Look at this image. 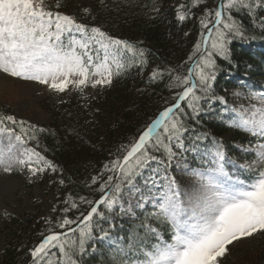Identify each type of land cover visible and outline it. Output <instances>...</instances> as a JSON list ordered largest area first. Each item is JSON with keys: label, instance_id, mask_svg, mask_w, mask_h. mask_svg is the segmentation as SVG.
<instances>
[{"label": "snow or ice", "instance_id": "1", "mask_svg": "<svg viewBox=\"0 0 264 264\" xmlns=\"http://www.w3.org/2000/svg\"><path fill=\"white\" fill-rule=\"evenodd\" d=\"M205 3L191 0L190 6L179 4L177 19L183 22L192 8ZM61 7L60 0L54 5L49 0H0V73L62 93L69 86L83 91L88 86L110 84L126 67L147 63L144 49L114 38L100 27L77 22L74 16L61 12ZM258 10H264V0H218L214 8L203 9L199 37L184 62L188 65L186 74L167 68L154 69L150 75L152 82L167 73L166 86L179 89L174 93L175 102L160 111L130 144L121 146L122 156L104 165V171L112 174L99 186L100 199L80 197L81 203L90 206L86 215L81 213L76 220L65 216L56 221L61 231L49 229L48 235L42 234V240L30 250L31 264H80L79 257L92 239L93 217L103 216L99 207L112 210L119 202L122 185H133L152 162L157 165L149 177L158 186L155 211L139 226L143 236L134 235L127 249L120 250L124 257L120 264H222L230 246L264 235V143L257 145L255 160L239 166L254 173L251 180L225 169V153L214 138L213 146L202 153L203 167L190 170L194 179L183 190L168 172L178 155L174 149L180 154L189 151L184 143L189 130L185 118L189 112L192 119L196 118L202 100L219 101L224 111L232 114L229 126L264 140V93H250L246 99L255 102L238 107L212 95L216 58L230 62L228 44L232 39L245 38L233 13L246 12L255 22ZM83 11L89 12L87 8ZM260 27L264 28V16ZM207 135L197 134L193 140L190 150L197 156L201 153L196 142L207 139ZM32 141L37 142L36 147L29 146ZM37 147L34 125L26 126L14 116L0 113V170L27 169L33 176L46 169L56 171V165ZM97 182L94 176L92 184ZM71 208L77 204L71 203ZM63 211L67 213L69 208ZM150 219L170 226V240L164 239ZM153 239L155 243L150 242Z\"/></svg>", "mask_w": 264, "mask_h": 264}, {"label": "trees", "instance_id": "2", "mask_svg": "<svg viewBox=\"0 0 264 264\" xmlns=\"http://www.w3.org/2000/svg\"><path fill=\"white\" fill-rule=\"evenodd\" d=\"M49 1L53 5L56 3L55 0ZM60 2L63 10L77 8L75 14L80 20L82 16L89 18L112 37L144 49L147 63L126 67L97 97L83 98L79 93L72 95L67 102L50 110L51 117L43 132L36 128L37 151L56 165L59 178L54 182L57 208L52 214L53 221L65 216L76 220L81 213L86 214L90 206L81 203L80 197L91 201L100 198L99 186L112 174L104 171V165L122 156L121 146L130 144L160 111L175 102L174 93L179 89L170 90L166 86L169 81L167 73L152 82L150 75L154 69L167 68L186 74L188 65L184 62L201 31L197 14L201 6L192 8L189 17L181 22L170 0ZM88 3L91 6L86 14L83 9ZM183 3L190 6L191 0H183ZM217 3L218 0H206L205 5L214 8ZM233 15L242 25L245 38L232 39L228 44L230 62L216 58L212 95H221L226 88L234 87L235 83L228 81L234 77L246 76L251 83L264 77V28L260 27L264 10H258L255 22L246 12H234ZM201 109L195 119L191 118L190 112L185 118L189 129L185 139L189 141L188 154L192 153L190 149L195 136L207 133V139L196 142L199 147L210 145L214 138L228 157L252 159L251 154L250 157L243 154L250 142L244 135L227 127L229 113L219 107L217 101L202 100ZM0 113L8 112L2 107ZM225 134H229V138L222 140ZM36 144V141L30 142L31 147H36ZM94 176L98 177L96 184H92ZM69 197L72 199L68 200ZM73 202L77 208H71ZM65 208H69L67 213L63 211ZM100 212L102 217H93L92 239L86 244L85 254L79 257L80 264H120L124 259L120 250L127 249L131 237L144 234L139 226L145 217L123 221L104 207ZM162 228L165 230L166 226L162 225ZM105 232L118 241L119 246L113 248L102 244L100 239L104 238ZM42 234L48 235L49 229H44L40 220L32 215L25 216V219L9 217L4 220L0 235L4 237L5 244L0 253V264H31L30 250L42 240ZM251 264H264V236Z\"/></svg>", "mask_w": 264, "mask_h": 264}, {"label": "rangeland", "instance_id": "3", "mask_svg": "<svg viewBox=\"0 0 264 264\" xmlns=\"http://www.w3.org/2000/svg\"><path fill=\"white\" fill-rule=\"evenodd\" d=\"M74 3L78 5L80 2L75 1ZM181 3H183V0H170V5L175 7L173 8L174 11ZM90 6V3L85 4L84 9L90 10ZM211 7L205 4L201 5L198 8V19L200 20L204 8ZM76 10L77 8L72 7L62 12L73 16ZM105 86L107 84L98 85L95 88L91 86L84 88L82 91L84 98L88 96L97 97L103 92ZM74 90L75 88L69 86V90L58 93L48 89L45 85L19 80L0 73V107L6 108L7 112L13 115L16 120L34 125L38 129L47 127L51 117L50 110L56 109L57 106L67 102ZM236 93L242 94L240 90L234 89L227 94V100L224 96L229 106L238 107L241 104L247 106L250 102H255L249 101L243 94L238 97L235 95ZM222 138V140L229 138V134L223 135ZM177 156L172 164L179 161ZM175 172L176 175L182 178L181 183H179L182 190L194 179L189 175L188 167L186 169L180 161L175 167ZM152 174L149 168H145L142 175L134 180L133 185L126 184L121 188L119 202L113 209L123 211L122 218L133 220L132 211L137 208L143 210L146 205L154 207L158 192L153 193L152 191L154 185L149 179ZM58 179L57 170L52 171L51 169H48L45 175L42 172L37 173L35 176L31 175L27 169L14 168L11 172L0 170V231L3 227V221L9 217L25 219V216L30 215L39 219L44 229L54 231L56 221L51 220L50 216L55 213L57 190L54 182ZM140 204L144 206L139 207ZM49 220L52 221L51 224L47 222ZM263 236L246 239L235 246H230L231 250L222 260V264H251V260L255 258L259 250ZM107 243L116 246L114 240H109ZM4 244V237L0 235V253Z\"/></svg>", "mask_w": 264, "mask_h": 264}]
</instances>
